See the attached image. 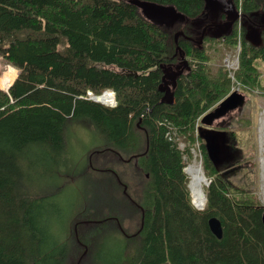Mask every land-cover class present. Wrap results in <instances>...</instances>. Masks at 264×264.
I'll list each match as a JSON object with an SVG mask.
<instances>
[{"label":"trees","instance_id":"trees-1","mask_svg":"<svg viewBox=\"0 0 264 264\" xmlns=\"http://www.w3.org/2000/svg\"><path fill=\"white\" fill-rule=\"evenodd\" d=\"M147 1L173 5L187 19L158 27L129 0H0V57L18 70L9 90L0 89V264H78L81 257L79 264H264V205L215 167L197 135L198 119L232 87L226 69L213 71L207 44L236 46L237 22L222 36L203 35L207 21L196 22L205 0ZM233 4L243 15L237 81L264 94L255 65L264 61V0ZM253 27L260 44L246 36ZM177 46L188 69L170 103L161 86L164 67L182 62ZM107 89L116 93L114 108L86 98ZM71 119L90 121L102 141L91 154L96 177L88 178L97 193L82 218L68 219L60 189L35 194L29 169L58 178L69 162ZM172 133L201 142L210 181L203 209L192 204L184 171L190 148L179 149ZM231 138L238 142L235 132ZM212 217L221 221V239Z\"/></svg>","mask_w":264,"mask_h":264},{"label":"rangeland","instance_id":"rangeland-1","mask_svg":"<svg viewBox=\"0 0 264 264\" xmlns=\"http://www.w3.org/2000/svg\"><path fill=\"white\" fill-rule=\"evenodd\" d=\"M227 2L228 4L226 5L225 10L223 11L224 16L228 17L234 10V6L237 13L239 14V18L242 17V15L240 14V7L237 8L236 5L233 4V0L223 1V3ZM212 8L215 7L212 6L211 3H208L206 7L205 16L199 19L196 23L205 26L204 22L207 21V25L211 26L210 24L212 23V20L215 15L212 11ZM235 15L236 12L232 13L231 19ZM227 27L228 26H226V30L222 31L221 33L213 32L212 28L211 30L208 29L206 33L217 37L222 33H225L227 31L229 32L230 30H228ZM207 47L209 48L208 55H211L212 57L211 67L213 71H216L220 67L226 69L228 71V75L232 78L231 90L239 89L238 91L243 92L247 97V104L242 111H235L227 118L221 119L223 120V123L230 125V127H228L230 130L227 134L228 146L224 153L225 160L221 167L224 170L233 169L232 172L228 173L227 178L229 179V181L237 186L251 190L257 197V199L261 202V204L264 205V94H262L259 91L260 89L257 88L259 87L258 84L255 85L257 87L247 86V89H244L246 87H244L240 82H238L239 80L237 81L236 71L240 67L241 37L238 36L236 40V46H230L228 44L223 43L222 41H209ZM255 65L258 72V80L260 79V85H263L264 61L260 59L256 60ZM10 67L13 66L0 57V79L6 72H8ZM14 69L16 70V75L14 77L16 79L18 76V70L16 68ZM171 84L172 81L167 80L164 89H171ZM0 89L4 92H7L9 90L8 89L6 91L3 89L1 81ZM90 97L91 95H89V98ZM89 122L88 120H70V125L68 126L67 142L69 162L65 167H63L62 172H58V178H44L43 176L38 177L34 174V169H29V173H31L34 177L32 183L34 188L33 192L35 194L54 193L57 191V187L60 189V199L70 205V214L68 219L73 218L74 215L80 216L82 218L80 212L83 208V205L86 204L87 206H90L92 202L88 203L86 201L91 198L94 191L97 193L96 189L90 192L88 188V178L96 177L92 163L94 157L92 158L91 154L100 148L99 144L102 141V138L97 135L95 127ZM200 124L201 119H198L197 125ZM220 124H222V122H220ZM171 129L172 128H170V130ZM232 132L236 133L238 142L233 141V139L231 138ZM172 135H174L179 149L185 151L187 147L190 148V155L184 156L186 165L184 171L186 170L187 166L189 167L194 163L198 165L200 163H203L201 154V142L199 139L194 143H189L183 137L181 138L176 133H172ZM36 171H39V169L36 168ZM123 186L126 187V193H124V189L123 193L127 195L130 199H132L127 193V185L123 184ZM203 186H206V184H203ZM190 195L192 204L194 205L191 190ZM101 203L103 202L100 199V204ZM199 209H203V207ZM84 220L99 223L103 221L88 220L87 218H85ZM74 224L75 220H72L70 223L71 230L73 229ZM76 227L78 228V224L75 225V231Z\"/></svg>","mask_w":264,"mask_h":264},{"label":"water","instance_id":"water-1","mask_svg":"<svg viewBox=\"0 0 264 264\" xmlns=\"http://www.w3.org/2000/svg\"><path fill=\"white\" fill-rule=\"evenodd\" d=\"M206 7L208 3H211L212 6H215L219 1L223 0H205ZM130 3L134 4L139 10L143 17L149 20L151 23L158 27H166L170 28L174 26L178 22H185L186 16L179 12L175 6L173 5H163L158 4L156 2L147 1V0H129ZM232 13L236 12V15L231 19V14L228 16V30H230L239 18V14L233 6ZM212 26H206L203 29V33L205 34L208 29L211 30ZM226 29V28H224ZM250 31V36L252 41L257 42L260 37V29L253 27L248 29ZM228 32V31H227ZM222 33L218 36H221ZM259 32V33H258ZM182 32L176 34L175 39L177 41L179 35ZM201 42V41H200ZM176 55H180L182 62L165 66V74L163 76V85L161 86V90L165 92L162 100L165 102L172 103L173 93L172 88L176 85L177 77L183 74L188 69V62L184 59V52L181 50L179 46H177ZM167 80H171V89L165 90V84ZM247 104V97L240 92H232L229 96L224 98L219 102L217 106H215L212 110L207 112L201 119L202 126L199 128V135L201 139L205 142V148L210 161L215 165L216 168H219L225 160V151L227 149V134L228 132L224 130V128L230 127L225 123L216 124L221 119L227 118L235 111H242L243 108ZM220 127V128H214ZM233 169L227 170L224 172L225 175L232 172ZM124 193H126V187H124ZM209 227L212 233L218 238L221 239L223 236V229L221 221L212 217L209 219ZM263 223H264V213H263ZM77 234V227H76ZM87 251L84 252V255ZM82 257L79 259L78 264L80 263Z\"/></svg>","mask_w":264,"mask_h":264},{"label":"bare ground","instance_id":"bare-ground-1","mask_svg":"<svg viewBox=\"0 0 264 264\" xmlns=\"http://www.w3.org/2000/svg\"><path fill=\"white\" fill-rule=\"evenodd\" d=\"M16 70L13 67H10L8 72H6L0 79L1 85L4 90H8L12 83L15 80ZM264 126V125H263ZM186 174L189 177V188L191 190L193 196V203L196 208L205 207L206 205V194H205V186L203 184L208 185L209 181L204 174L203 165L200 163L190 165L186 167Z\"/></svg>","mask_w":264,"mask_h":264},{"label":"crops","instance_id":"crops-1","mask_svg":"<svg viewBox=\"0 0 264 264\" xmlns=\"http://www.w3.org/2000/svg\"><path fill=\"white\" fill-rule=\"evenodd\" d=\"M223 1H219L214 6L215 8H212V11L214 12L215 15L210 25L212 26V31L216 33H221L222 31L226 30L224 28L228 26V17H225L223 13L228 2L223 3ZM248 35L250 36V31L248 32Z\"/></svg>","mask_w":264,"mask_h":264},{"label":"built area","instance_id":"built-area-1","mask_svg":"<svg viewBox=\"0 0 264 264\" xmlns=\"http://www.w3.org/2000/svg\"><path fill=\"white\" fill-rule=\"evenodd\" d=\"M239 37H240V33H239ZM239 89H234L232 91H238ZM88 96L87 98L94 101V102H98L101 103L105 106L114 108L117 106V98H116V93L113 90H106L104 91L101 95H94L91 91L87 92ZM89 95H91V97L89 98ZM198 127V125H197Z\"/></svg>","mask_w":264,"mask_h":264},{"label":"flooded vegetation","instance_id":"flooded-vegetation-1","mask_svg":"<svg viewBox=\"0 0 264 264\" xmlns=\"http://www.w3.org/2000/svg\"><path fill=\"white\" fill-rule=\"evenodd\" d=\"M238 25V24H237ZM226 28V27H225ZM227 29H228V27H227ZM238 31H240V35H241V38H242V32H243V29H238ZM246 36H248V38L251 40V42H253L254 44H260L261 43V37H259V40L257 41V42H254V41H252V39H251V37L248 35V32H247V34H246ZM220 122H222L223 123V120H221V121H219V122H216V124L218 123V124H220ZM214 128H220V127H214Z\"/></svg>","mask_w":264,"mask_h":264}]
</instances>
